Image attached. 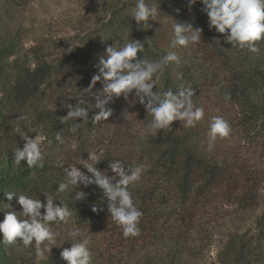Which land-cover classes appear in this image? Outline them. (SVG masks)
<instances>
[{
	"label": "rangeland",
	"instance_id": "obj_1",
	"mask_svg": "<svg viewBox=\"0 0 264 264\" xmlns=\"http://www.w3.org/2000/svg\"><path fill=\"white\" fill-rule=\"evenodd\" d=\"M217 9L0 0V264H264V15ZM175 145L222 181L182 194Z\"/></svg>",
	"mask_w": 264,
	"mask_h": 264
},
{
	"label": "trees",
	"instance_id": "obj_2",
	"mask_svg": "<svg viewBox=\"0 0 264 264\" xmlns=\"http://www.w3.org/2000/svg\"><path fill=\"white\" fill-rule=\"evenodd\" d=\"M203 2L218 7L217 11H220V15H227L228 18H232L233 15H237L240 11L247 8H253L254 15H264V0H201ZM204 4V3H203ZM203 8V7H202ZM205 15V14H204ZM142 52H137V58H140ZM240 78L237 93L239 97L242 96L243 103H249L251 105L252 100L250 97H264V69L256 68L243 74ZM264 105V104H263ZM252 106V105H251ZM264 108V107H263ZM257 113L264 114L262 105L255 108ZM110 112L104 113V117L108 116ZM180 145H175L167 150L163 157L165 159L164 164H169V169L180 175V180L177 181V185L182 194H187L194 188V184L197 181H203L206 187L214 186L216 182L222 181L224 178V171L212 165L203 158L197 157L190 147H184L179 149ZM162 159V157H161ZM13 176L10 181L13 186L19 190H24L27 187V180L25 174ZM173 172V171H172ZM109 197V193L106 191L98 193L96 200L91 202L94 205H100L103 200ZM98 198V199H97ZM13 201L18 204L20 199L13 198ZM85 256L80 255L74 257L71 263L83 264ZM95 260V259H94Z\"/></svg>",
	"mask_w": 264,
	"mask_h": 264
}]
</instances>
